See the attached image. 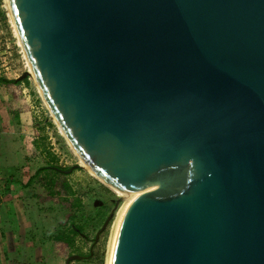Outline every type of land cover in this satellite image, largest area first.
I'll use <instances>...</instances> for the list:
<instances>
[{
  "label": "water",
  "instance_id": "water-1",
  "mask_svg": "<svg viewBox=\"0 0 264 264\" xmlns=\"http://www.w3.org/2000/svg\"><path fill=\"white\" fill-rule=\"evenodd\" d=\"M9 4L73 145L134 191L109 264H264V0Z\"/></svg>",
  "mask_w": 264,
  "mask_h": 264
},
{
  "label": "rangeland",
  "instance_id": "rangeland-1",
  "mask_svg": "<svg viewBox=\"0 0 264 264\" xmlns=\"http://www.w3.org/2000/svg\"><path fill=\"white\" fill-rule=\"evenodd\" d=\"M0 3L2 24L9 32L10 16L6 15L8 12L4 0ZM24 87L26 98H29L31 105L37 109L27 108L23 111L28 138V163L26 170L21 172L22 186L16 185L11 191V195L16 199L13 204L16 209L13 210L14 213L18 212L27 219L20 235H17L22 248L23 245L27 247L26 251L21 252L22 257L26 259H21V264H65L66 258L72 254L83 257L72 260L69 264H105L111 227L125 197L117 195L84 167L74 168L69 173L43 171L40 176L34 177L29 185L24 184L38 168L54 166L65 170L80 165L78 156L60 133L34 81L21 82L18 87L19 94L25 99L22 92ZM36 110L37 114L34 112ZM20 157L22 156H19V159ZM50 179L56 182L66 180L71 189V195L68 196L70 202L76 200L80 204L68 209L63 206L58 195L47 199ZM67 213L72 215V219L71 223L65 225L63 222ZM110 213V223L97 240L93 241L96 232ZM71 225L79 227L86 237L79 233L74 234V246L61 256L55 250V236Z\"/></svg>",
  "mask_w": 264,
  "mask_h": 264
},
{
  "label": "crops",
  "instance_id": "crops-1",
  "mask_svg": "<svg viewBox=\"0 0 264 264\" xmlns=\"http://www.w3.org/2000/svg\"><path fill=\"white\" fill-rule=\"evenodd\" d=\"M20 85L0 82V264H21L26 260L21 252L27 247L23 245L22 248L17 235H20L27 219L18 212L14 213L16 199L11 195L16 185L22 186L21 172L26 170L28 163L23 111L31 109V103L19 94ZM19 156L22 157L19 159ZM35 173L31 176L33 179ZM30 178L24 183L26 186L30 184Z\"/></svg>",
  "mask_w": 264,
  "mask_h": 264
},
{
  "label": "trees",
  "instance_id": "trees-1",
  "mask_svg": "<svg viewBox=\"0 0 264 264\" xmlns=\"http://www.w3.org/2000/svg\"><path fill=\"white\" fill-rule=\"evenodd\" d=\"M21 81H26L27 79L26 77L22 80L17 79H6L3 77H0V82L2 83H6V84H10L13 86H17L21 83ZM75 168H80L79 166H76ZM56 171V172H61L60 170H63L59 167H54V166H48V167H41L39 168L34 176H40L41 172L43 171ZM63 173V172H61ZM33 180V177H31L29 179V182L31 183V181ZM50 182V189L47 192V199H49L50 197L53 196H60V198L62 199V203L63 206L65 208L71 209L72 207L78 206L80 203L79 201H74V202H70V199L68 198L69 195H71V189L68 185V183L66 182V180L62 179L59 182L53 181V179L49 180ZM45 198V199H46ZM72 219V215L67 213L66 214V218L64 220V224L67 225ZM71 223V222H70ZM73 224V222H72ZM79 230H81L79 227H76ZM78 232L75 230V228L71 225L68 226V228L65 230H62L61 232H59L55 237V240L57 241L56 245H55V250L59 255H65L67 253V251L69 249H71L74 246L75 240H74V234H77Z\"/></svg>",
  "mask_w": 264,
  "mask_h": 264
},
{
  "label": "built area",
  "instance_id": "built-area-1",
  "mask_svg": "<svg viewBox=\"0 0 264 264\" xmlns=\"http://www.w3.org/2000/svg\"><path fill=\"white\" fill-rule=\"evenodd\" d=\"M1 6L2 5L0 3V7ZM8 28L9 32H7L4 28L2 24V16L0 14V77L14 79L19 78L27 71V61L22 47L15 37L14 26L10 22V19L8 20ZM26 79L29 81V83L33 81L31 79L30 73L27 75ZM22 92L26 98V87L23 88ZM26 99L29 101V98ZM30 107L37 109L36 106L31 104ZM34 112L37 114V110Z\"/></svg>",
  "mask_w": 264,
  "mask_h": 264
},
{
  "label": "bare ground",
  "instance_id": "bare-ground-1",
  "mask_svg": "<svg viewBox=\"0 0 264 264\" xmlns=\"http://www.w3.org/2000/svg\"><path fill=\"white\" fill-rule=\"evenodd\" d=\"M4 5H6V11L8 12L7 14H9L10 19H11V23L14 26V31H15V37L18 40V43L20 44V46L22 47V50L24 52V56L26 58L27 61V71L30 73L31 75V79L34 81L35 86L37 87L39 94L43 100V102L45 103V105L48 107L49 111H50V115L53 119V121L55 122L56 126L58 127L60 133L64 136V138L66 139V141L68 142V144L71 146V148L73 149V151L75 152V154L78 156L79 159V164L82 165L86 170H88L93 176H95L98 180H100L102 183H104L105 185H107L111 190H113L117 195L121 196V197H125V200L122 204V206L119 208V210L116 213V216L114 218L112 227H111V232H110V236H109V241L107 244V252H106V261L105 264H109V259H110V253H111V247H112V241H113V236H114V231L119 219V216L121 214V211L124 209V207L129 203L130 199L132 198V196L134 195V191H130L128 193H122L117 191L116 189H114L111 185H109L107 182H105L102 178H100L95 172L94 170L88 165V163L84 160V158L82 157V155H80V153L78 152V150L76 149V147L73 145L72 141L70 140V138L68 137V135L66 134V132L64 131V129L62 128V126L60 125V123L58 122V120L56 119L54 113L52 112V110L50 109L46 98L42 92V89L38 83V80L36 78V75L34 73L33 67L31 65V62L29 60V57L26 53V50L24 48V45L22 43L21 37L17 31L16 28V23L14 21V17L10 8V4H9V0H4ZM124 199V198H123Z\"/></svg>",
  "mask_w": 264,
  "mask_h": 264
},
{
  "label": "flooded vegetation",
  "instance_id": "flooded-vegetation-1",
  "mask_svg": "<svg viewBox=\"0 0 264 264\" xmlns=\"http://www.w3.org/2000/svg\"><path fill=\"white\" fill-rule=\"evenodd\" d=\"M64 170V169H63ZM61 171V170H60ZM62 172V171H61ZM75 228V230L80 234V235H82V236H84V237H86V235L85 234H83L82 233V231L81 230H79L78 228H76V227H74ZM96 235V234H95ZM93 241H96L95 240V237L92 239ZM82 257H83V255H81ZM66 261V260H65Z\"/></svg>",
  "mask_w": 264,
  "mask_h": 264
}]
</instances>
